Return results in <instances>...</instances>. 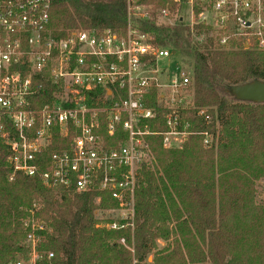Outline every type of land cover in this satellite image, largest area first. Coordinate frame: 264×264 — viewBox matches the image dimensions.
Listing matches in <instances>:
<instances>
[{"label":"trees","instance_id":"trees-1","mask_svg":"<svg viewBox=\"0 0 264 264\" xmlns=\"http://www.w3.org/2000/svg\"><path fill=\"white\" fill-rule=\"evenodd\" d=\"M143 1L153 3L151 15L134 18L135 25L153 35L155 44L177 51L191 68L193 129L212 131L217 143L207 147L195 134L181 148L167 149L160 135H149L152 156L140 170L134 227L121 229L96 226L98 209L117 206L109 193L48 187L42 172L49 153L36 175L17 172L10 180L13 169L0 148V264L26 255L19 218L34 203L45 225L42 249L55 253V264H264V200L257 201V183L264 179V102L241 101L229 91L264 80V50L237 40L221 47L204 24L194 31L184 22L166 25L157 9L174 7L173 1ZM128 23L127 0H52L49 26L55 37L77 28L125 34ZM48 94L45 85L42 103ZM200 108H208L209 122L196 115ZM151 128L164 126L152 122ZM74 134H57L50 154L68 148ZM170 239L171 244L158 245Z\"/></svg>","mask_w":264,"mask_h":264},{"label":"built area","instance_id":"built-area-1","mask_svg":"<svg viewBox=\"0 0 264 264\" xmlns=\"http://www.w3.org/2000/svg\"><path fill=\"white\" fill-rule=\"evenodd\" d=\"M172 1L174 7L157 9L162 23L184 22L192 31L204 24L221 47L237 40L264 50V0ZM127 3L125 34L77 28L55 37L49 26L52 0H0V148L13 169L9 178L17 172L36 175L49 153L45 185L107 192L117 201L97 210L105 215L96 226L108 229L134 227L140 170L152 156L149 135H160L167 149L181 148L195 134L207 147L218 140L212 131L193 129L191 68L133 21L149 18L153 3ZM45 85L49 94L42 103ZM196 115L211 120L208 108ZM152 122L164 128L153 130ZM70 131L75 134L69 147L50 154L55 136ZM37 209L34 203L19 218L26 255L4 264H55V253L42 249L45 225ZM120 242L126 245L125 238Z\"/></svg>","mask_w":264,"mask_h":264},{"label":"water","instance_id":"water-1","mask_svg":"<svg viewBox=\"0 0 264 264\" xmlns=\"http://www.w3.org/2000/svg\"><path fill=\"white\" fill-rule=\"evenodd\" d=\"M249 47L248 43L245 44ZM229 91L238 100L264 102V80L254 79L252 81L230 86Z\"/></svg>","mask_w":264,"mask_h":264},{"label":"rangeland","instance_id":"rangeland-1","mask_svg":"<svg viewBox=\"0 0 264 264\" xmlns=\"http://www.w3.org/2000/svg\"><path fill=\"white\" fill-rule=\"evenodd\" d=\"M161 22V21H160ZM129 25V24H128ZM128 28V27H127ZM84 29H86V28H84ZM199 40H202V38L201 37H199L198 38ZM178 57V55L176 54V55H174V57L172 56V58L170 59V61H173V60H175L176 58ZM184 63V66L186 67H189L185 62H183ZM186 67V68H187ZM264 200V179H261V180H259L258 181V183H257V201L258 202H262ZM114 214H116V213H114ZM97 215H98V217L100 216V217H102L103 215H105L103 212H102V210L101 211H99L98 213H97ZM173 242V240L172 239H170L169 241H164V240H159L158 241V245L160 246V247H164L165 245H168V244H171ZM153 259V257H152V255H150L149 257H148V260L149 261H151ZM145 263V262H144ZM147 263V262H146ZM145 263V264H146ZM149 263V262H148Z\"/></svg>","mask_w":264,"mask_h":264}]
</instances>
